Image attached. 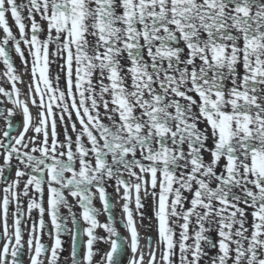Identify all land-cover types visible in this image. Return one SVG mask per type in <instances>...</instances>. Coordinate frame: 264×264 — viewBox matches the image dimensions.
Segmentation results:
<instances>
[{"label": "snow or ice", "instance_id": "1", "mask_svg": "<svg viewBox=\"0 0 264 264\" xmlns=\"http://www.w3.org/2000/svg\"><path fill=\"white\" fill-rule=\"evenodd\" d=\"M0 28V96L13 105L0 107V264H60L64 233L70 264H264V0H0ZM22 44L27 92L11 54L27 71ZM147 197L157 234L142 248Z\"/></svg>", "mask_w": 264, "mask_h": 264}, {"label": "flooded vegetation", "instance_id": "2", "mask_svg": "<svg viewBox=\"0 0 264 264\" xmlns=\"http://www.w3.org/2000/svg\"><path fill=\"white\" fill-rule=\"evenodd\" d=\"M17 34L19 35V32L17 31ZM19 38V37H18ZM11 46V44H10ZM15 51L14 49L12 50V57H13V60H14V64H16V55H15ZM4 71V67L2 65V62H0V72H3ZM0 85L4 86L5 88H9V84L8 83H3V82H0ZM18 87H21L23 89L24 92H27L28 91V88H27V85H17ZM0 100H3V104L0 105V107L4 108V109H10L13 107V105L8 102V100L2 96H0ZM29 107L32 111V114H33V117L35 118L36 116V113H37V109L32 107V105L29 103ZM35 122V120H34ZM67 122V120L65 121ZM13 123L20 129H22V126H23V117H22V113H21V110L20 109H17L16 110V115L14 116L13 118ZM4 126H5V121L4 120H0V133L3 132L4 130ZM57 132L59 133L58 135V139L60 141H63L64 140V134H63V126L62 124L60 123L59 119H57ZM71 135L72 133L69 132ZM13 135H19V132L18 131H14L13 132ZM28 136H32L33 133L31 130H29ZM73 136V135H72ZM51 139V137H50ZM36 155H39V153H37ZM3 157L0 156V165L3 164ZM13 165H15L17 162L15 159H13L12 161ZM15 171H16V168L13 167L11 169V172H12V175L14 176L15 175ZM3 185L0 184V189H2ZM23 187V184H21V188ZM108 192L112 193V200L113 203H114V212H115V216H116V227L117 229L122 233L123 236H126V228L124 226L121 225L120 223V220L121 218L123 217V213L121 211V207H122V204L121 203H116L115 200H118L120 199L116 193L114 192L113 189H109L108 188ZM3 196V192L0 191V198H2ZM46 200H47V190H45V205H46ZM69 200L71 203H73L74 208H73V211L77 213V215L80 214L81 212V209L79 208L78 205H76V202L74 200H72L71 197H69ZM94 203V206L97 207V208H102V202L99 200V198L95 199L93 201ZM24 204H25V213L27 212V209H26V205H27V200L24 201ZM15 210V205L13 204L12 206H10V216H9V224H11V214L14 212ZM62 213L64 215H67V212L68 210L66 208H62L61 209ZM38 217H39V213H38V210H34L33 211V214H32V219L33 220H38ZM98 219L101 223H105L107 222V215L106 214H103L101 213V215L98 216ZM45 221L46 223L48 224V229H51V224H50V219L49 217L47 216V214L45 215ZM25 224L28 225L30 224V221L27 217V215L25 216ZM68 226L69 228H71L73 230V233L75 232V226L72 225V222L71 220L68 221ZM81 227H87V224L85 222H83V220H81ZM48 229L45 230V233L44 235L42 236V242L47 244L49 246V248L51 247L52 243H53V239H50L49 236L47 235V231ZM97 234L98 235H101V236H104V235H107L103 229H97ZM82 236V239H81V248H80V251H81V254H83L85 248H84V244L86 243V240H87V236L85 234H81ZM28 238V231H27V228L25 229V240H27ZM61 239L63 241V251L60 252V264H64V262L67 260L68 261V264H70V254H71V249H72V244H73V239H72V234H69V233H64L62 234L61 236ZM96 248H98L99 250H101L102 252H107L109 250V247L110 245L108 244H105L103 242H99L96 246H94ZM130 252V251H129ZM129 252H128V256H129ZM95 260H99L100 259V256L97 255L96 257H94ZM124 264H127V258L124 256V260H123ZM24 264H29L28 262V258H27V255L25 256V259H24ZM45 264H47V259H45Z\"/></svg>", "mask_w": 264, "mask_h": 264}, {"label": "rangeland", "instance_id": "3", "mask_svg": "<svg viewBox=\"0 0 264 264\" xmlns=\"http://www.w3.org/2000/svg\"><path fill=\"white\" fill-rule=\"evenodd\" d=\"M20 2H25V0H20ZM37 20H39V16H37ZM9 23L12 27V30H13V33L14 35L17 36V38L19 37V35L17 34V31H18V28L16 27L14 21L12 20V18L9 16ZM4 36V32H3V29L0 28V38H2ZM22 48L25 49V56L26 58L29 60V63H28V66H27V71L25 70V66H24V63L23 61L21 60L20 56L15 53L16 55V68L18 69V74L19 76L21 77V79L23 80V85H29L31 83V80H32V77H31V57H29L27 55V50H26V46L25 45H21ZM3 65V63H2ZM4 67V65H3ZM59 72V68L56 66L55 63H53L51 66H50V76L51 75H55L56 73ZM18 85H21L22 84H18ZM61 86L63 87V81L61 82ZM28 88V87H27ZM58 111V110H57ZM73 119H75V116H73ZM77 127H79V124L77 122ZM69 132H71V127H70V124H69ZM72 133V132H71ZM73 135V139H75V133H72ZM112 182H109V189H112L113 187L111 186ZM154 201L151 197H147L145 198V206H144V209H143V212H144V219L143 221H141L140 217L139 216H136L141 227H143V231L141 233V236L142 237H145L147 239L148 235L149 234H152L154 237L156 236V226H157V221H156V217L154 216ZM215 238V233L212 234ZM146 244L147 242L145 241L144 245H143V248H146ZM142 246V244H141ZM209 251V255H215V250H208ZM159 258V256L157 257ZM146 261H145V264H147V256L145 257ZM178 264V262H177ZM203 264H208L207 260H205L203 262Z\"/></svg>", "mask_w": 264, "mask_h": 264}, {"label": "bare ground", "instance_id": "4", "mask_svg": "<svg viewBox=\"0 0 264 264\" xmlns=\"http://www.w3.org/2000/svg\"><path fill=\"white\" fill-rule=\"evenodd\" d=\"M142 248H143V244H142V246H141ZM145 261H146V259H145Z\"/></svg>", "mask_w": 264, "mask_h": 264}]
</instances>
